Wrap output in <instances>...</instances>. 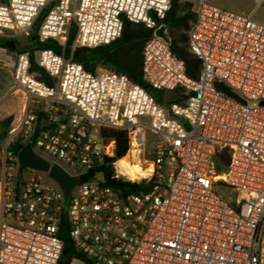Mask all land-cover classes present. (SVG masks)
I'll return each instance as SVG.
<instances>
[{
  "label": "built area",
  "instance_id": "1",
  "mask_svg": "<svg viewBox=\"0 0 264 264\" xmlns=\"http://www.w3.org/2000/svg\"><path fill=\"white\" fill-rule=\"evenodd\" d=\"M173 1L0 2V66L13 79L9 95L23 98L3 141L0 264H59L63 221L86 259L68 264H264V23L189 0L196 19L188 46L201 60L192 79L169 39L156 34L164 27L168 38L162 21ZM45 12L38 41L65 45L74 27L73 50L109 45L125 20L152 30L142 52L144 79L156 90L183 89L184 104L166 109L126 75L89 72L52 49L39 51L37 63L53 85L38 80L30 53L6 42L29 36ZM104 129L128 134L126 157L115 159ZM17 141L48 154L50 166L71 177L93 176L66 198L47 171L19 174ZM221 151L229 164L217 180L213 159ZM121 160L150 170L132 175ZM219 182L234 202L217 194Z\"/></svg>",
  "mask_w": 264,
  "mask_h": 264
},
{
  "label": "trees",
  "instance_id": "2",
  "mask_svg": "<svg viewBox=\"0 0 264 264\" xmlns=\"http://www.w3.org/2000/svg\"><path fill=\"white\" fill-rule=\"evenodd\" d=\"M46 12L38 19L31 34V46L20 47V51L29 52L31 56V73L36 78L48 85H53V80L42 70L37 63V53L43 49H52L58 54L71 58L76 50L72 49L73 42L76 38V28H72L69 38L65 45L56 41H47L40 43L37 39L38 29L44 20ZM196 19L193 11V5L189 2L174 0L170 11L162 23L168 29V39L170 49L173 55L182 60L185 65V71L188 77L198 79L201 70V60L189 51L188 31ZM152 30L142 24H134L129 20L124 21L121 36L109 45L99 46L95 49H86L85 53L80 54L73 61L83 65L84 69L95 73L98 68H105L119 74L126 75L130 82L138 84L145 88L162 107L169 109L171 104H184V90L177 88L173 91H161L152 88L144 79L143 75V57L142 52L146 42L152 37ZM227 95L236 97L230 90L224 87H218ZM14 122L13 116H9L0 122L3 132L0 135V143L6 138L9 129ZM102 136L105 143L113 142L115 144V159L126 157L129 150L128 134L125 131L104 129ZM23 148V145L17 141L14 144V155ZM228 154L226 151L216 153L213 162L217 175L222 174L228 166ZM106 177H110L114 171L112 167H106ZM219 184H222L219 182ZM138 187V185H134ZM60 237L63 241V251L59 264H68L72 259L86 261L83 254L78 251L72 241L68 225L63 221L60 228ZM90 264V262H88Z\"/></svg>",
  "mask_w": 264,
  "mask_h": 264
},
{
  "label": "rangeland",
  "instance_id": "3",
  "mask_svg": "<svg viewBox=\"0 0 264 264\" xmlns=\"http://www.w3.org/2000/svg\"><path fill=\"white\" fill-rule=\"evenodd\" d=\"M180 1L191 3L189 0H180ZM206 2L220 9L232 11L238 14H243V15L252 14L254 20L264 23V2L260 3L258 0H206ZM31 36L32 34H30L27 37L22 36L16 39L14 42L17 45V48L31 46L32 44ZM1 43L4 44L3 41H1ZM37 57H38V53H37ZM99 69H105V68L100 67L97 69V71ZM12 86H13V79L10 75V72L7 69L0 66V98L6 96L5 97L6 102L2 105V107H0V122L9 116H13L15 121L20 115V105L23 98L22 95L18 93H12L11 95H9V90ZM6 93L8 94L6 95ZM2 132H3V127L0 125V135L2 134ZM3 141L0 143V160L3 156ZM36 152L40 156L45 158L48 162L51 163L53 162L52 158L48 154L38 149H36ZM228 164H229V158H228ZM142 167H144V165H142ZM68 172H70V170H68ZM218 176H222V174ZM98 178H100V176H98ZM215 191L226 201L234 202L235 193L231 189L224 186L223 184L215 185Z\"/></svg>",
  "mask_w": 264,
  "mask_h": 264
},
{
  "label": "water",
  "instance_id": "4",
  "mask_svg": "<svg viewBox=\"0 0 264 264\" xmlns=\"http://www.w3.org/2000/svg\"><path fill=\"white\" fill-rule=\"evenodd\" d=\"M156 34L168 41L167 36L164 34V27L159 29ZM6 45L10 47H15V42L9 41L6 42ZM85 52L86 49H77L73 54V58H77L80 54ZM18 162L19 174H22L23 170L27 168L44 172L47 171L49 173V177L61 186L66 198L69 197L72 188L78 182L87 181L91 176H93V173L86 174L80 179L69 176L67 172H65V170H63L60 166L56 164L50 166L48 161H46L44 158L35 153L30 144L25 145L20 150V152L18 153ZM123 196L126 197L125 194Z\"/></svg>",
  "mask_w": 264,
  "mask_h": 264
},
{
  "label": "bare ground",
  "instance_id": "5",
  "mask_svg": "<svg viewBox=\"0 0 264 264\" xmlns=\"http://www.w3.org/2000/svg\"><path fill=\"white\" fill-rule=\"evenodd\" d=\"M118 166L122 167L123 169H125L126 171H128L130 174H142L145 175L147 174V172H149L150 167L148 166L147 170H144L141 168V166L137 163L134 165H129L126 160H121L118 164ZM222 176H217V180L221 179Z\"/></svg>",
  "mask_w": 264,
  "mask_h": 264
},
{
  "label": "crops",
  "instance_id": "6",
  "mask_svg": "<svg viewBox=\"0 0 264 264\" xmlns=\"http://www.w3.org/2000/svg\"><path fill=\"white\" fill-rule=\"evenodd\" d=\"M0 1H2V0H0ZM27 37V36H26ZM15 46L17 47V45L15 44ZM18 49H20V48H18ZM11 75V74H10ZM12 77V76H11ZM12 88H13V86L10 88V90H9V94H10V92H11V90H12ZM8 93H6V95H7ZM6 97V96H5ZM5 97H1L0 98V101H1V105H0V107H2V105L6 102V98ZM21 103H22V101H21ZM20 110H21V105H20ZM11 114V113H10ZM2 175H3V170H2V161L0 160V179L2 178Z\"/></svg>",
  "mask_w": 264,
  "mask_h": 264
}]
</instances>
